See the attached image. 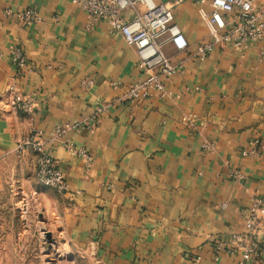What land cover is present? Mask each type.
I'll return each mask as SVG.
<instances>
[{"label":"crops","instance_id":"1","mask_svg":"<svg viewBox=\"0 0 264 264\" xmlns=\"http://www.w3.org/2000/svg\"><path fill=\"white\" fill-rule=\"evenodd\" d=\"M156 1L175 3L190 47L164 46L172 62H183L165 97L150 90L129 102L124 95L144 74L111 20L87 28L89 15L72 0H0V224L12 207L24 226L38 215L48 233L98 264H264L232 244L246 230L254 199L264 198L260 44L242 52L216 46L200 59L197 46L211 41L214 28L209 3ZM30 7L41 19L29 26L4 14ZM122 14L135 17L132 9ZM15 48L26 54L23 70L13 65ZM11 86L36 98L33 114L15 105ZM101 107L94 129L69 130L49 145L67 193L43 187L35 154L18 143L35 130L48 138ZM253 148L259 156L242 155Z\"/></svg>","mask_w":264,"mask_h":264},{"label":"built area","instance_id":"2","mask_svg":"<svg viewBox=\"0 0 264 264\" xmlns=\"http://www.w3.org/2000/svg\"><path fill=\"white\" fill-rule=\"evenodd\" d=\"M178 2L181 0H177ZM198 3H209L211 11L209 20L214 28L211 41L198 44L196 56L205 59L216 46L231 45L237 51H244L250 43L260 44V56L264 58V0H194ZM89 15L87 28L104 20H111L112 32L120 34L126 44L133 47L139 58V65L144 74V80L135 83L124 95V99L134 100L148 95L150 90H157L161 97H165L166 82L170 81L178 72L183 62H172L164 53V46L172 44L178 51H186L190 44L183 31L176 22L174 12L175 3L157 2L156 0H72ZM132 9L135 17L127 20L123 16L125 10ZM6 17L14 19L23 26H29L40 21L36 8L30 7L15 12L7 9ZM13 65L23 70L27 66V57L21 48L13 50ZM91 81L85 85L91 87ZM119 83L112 86L118 88ZM14 95L15 105L26 115L35 111L36 98L23 97L14 86L9 88ZM104 109H98L95 116L84 119L75 125H58L45 138L44 131L35 130L23 141L18 143L17 149L35 154L36 173L39 183L45 188H51L60 194L68 191V182L64 173L57 167L51 156L49 145L62 138L69 130L81 128L94 129L99 115ZM64 146L78 154L87 155L83 149H77L71 141ZM204 148L211 150L213 143H205ZM243 156H259L260 152L253 148L243 150ZM89 161L91 160L88 157ZM238 180H244V175L235 171ZM232 244L243 251L246 259L258 261L264 257V198L253 201L250 213L246 219V230L235 236Z\"/></svg>","mask_w":264,"mask_h":264},{"label":"rangeland","instance_id":"3","mask_svg":"<svg viewBox=\"0 0 264 264\" xmlns=\"http://www.w3.org/2000/svg\"><path fill=\"white\" fill-rule=\"evenodd\" d=\"M3 212L6 223L0 224V264H98L96 258L74 252L58 235L51 234L52 242H48L49 228L40 223L38 215L24 226L18 223L13 207Z\"/></svg>","mask_w":264,"mask_h":264},{"label":"water","instance_id":"4","mask_svg":"<svg viewBox=\"0 0 264 264\" xmlns=\"http://www.w3.org/2000/svg\"><path fill=\"white\" fill-rule=\"evenodd\" d=\"M46 239H47L48 242H52L50 233H46Z\"/></svg>","mask_w":264,"mask_h":264}]
</instances>
